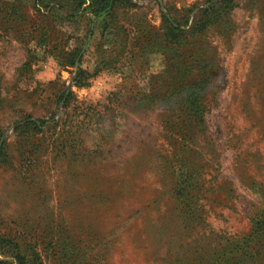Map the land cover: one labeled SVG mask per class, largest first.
<instances>
[{"label": "rangeland", "instance_id": "374dc122", "mask_svg": "<svg viewBox=\"0 0 264 264\" xmlns=\"http://www.w3.org/2000/svg\"><path fill=\"white\" fill-rule=\"evenodd\" d=\"M66 1L0 0V261L264 264V0Z\"/></svg>", "mask_w": 264, "mask_h": 264}, {"label": "trees", "instance_id": "16d2710c", "mask_svg": "<svg viewBox=\"0 0 264 264\" xmlns=\"http://www.w3.org/2000/svg\"><path fill=\"white\" fill-rule=\"evenodd\" d=\"M85 1L89 3L88 9L92 11L94 18L105 13L112 2V0H81L77 3V6L83 5ZM33 3L39 12L67 11V8L71 4V2L68 3L66 0H33ZM0 264H5V262L0 261Z\"/></svg>", "mask_w": 264, "mask_h": 264}]
</instances>
